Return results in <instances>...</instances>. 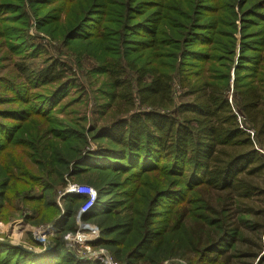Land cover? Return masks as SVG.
<instances>
[{
    "label": "trees",
    "instance_id": "obj_1",
    "mask_svg": "<svg viewBox=\"0 0 264 264\" xmlns=\"http://www.w3.org/2000/svg\"><path fill=\"white\" fill-rule=\"evenodd\" d=\"M122 1L115 23L121 29H134L136 38L126 52L135 59L125 63V52L114 49L120 47L121 31L106 26L110 20H96L97 33L79 37L87 52L98 53L105 85L112 91L100 112L111 119L85 135L56 128L44 104L26 111L33 97L23 95L18 86L39 89L64 81L60 86L64 87L70 69L55 62L35 70L24 62L25 56L15 62L19 72L15 78L23 77L25 82H10L12 89L5 86L14 97L0 96L1 222L8 221L9 210H21L12 206L19 195L12 187L20 189L22 181L9 167L18 169L20 157L30 160L26 151L36 149L44 163L37 158L36 167L32 166L47 169L52 185L46 188L50 194L32 204L40 222L52 219L62 226L61 235L75 233L74 218L87 200L64 196L62 211L55 200L58 190H64L71 179L84 177L99 195L95 206L81 216L100 230L90 246L105 248L120 263L181 259L187 264H250L260 256L264 262V48L257 50L264 38L260 46L253 45L257 40H248L244 31L257 21L252 17L264 18V13L257 14L262 6L249 0L239 3L237 11L228 12L231 30L224 35L220 27L225 24L201 28L204 24L193 23V12L172 7L169 0ZM149 8L152 12L147 15ZM237 21L242 30L239 59H252V65L240 61V67L246 68L237 65L232 78L231 66L222 62L219 53L227 57L230 52L227 63L232 64ZM184 33L185 49L180 48L179 38ZM191 43L202 49L189 50ZM183 53H188L186 62L178 63ZM176 90L181 91L180 103ZM74 137L81 149L71 145ZM9 148L20 149L10 164L4 161ZM103 193L117 194L107 206L101 200ZM50 247L37 253L0 243V264H102L83 262L62 237Z\"/></svg>",
    "mask_w": 264,
    "mask_h": 264
},
{
    "label": "rangeland",
    "instance_id": "obj_2",
    "mask_svg": "<svg viewBox=\"0 0 264 264\" xmlns=\"http://www.w3.org/2000/svg\"><path fill=\"white\" fill-rule=\"evenodd\" d=\"M242 1L243 0H169V3L172 7H176L177 5L184 7L187 13L193 12L196 16L193 23L204 24L201 25V28L209 27L211 23L225 24L226 26L220 27L221 32L225 35L231 30V26L228 23V12L232 9H236L237 11L239 3ZM249 2V4L256 3L258 4L256 6H262L261 8L263 9H257L259 12L257 14L264 13V0H249ZM91 3L97 5L90 6ZM122 4V0H0V34L2 35V37H0V96L9 95L11 98L14 97L13 91L6 92L4 90L5 86H9L12 89L13 86L11 83H14L13 81L25 82L23 77L21 81L15 78L17 74L19 76L15 62H17L20 57L25 56L26 61L24 62L35 70H40L50 64L58 62L70 69V79L64 87H60L63 86L62 84L64 81L54 87L49 86L39 89H31V86L27 85L24 87L17 84L23 89V95L27 94L33 97L31 104L29 106L25 105V110L31 111L33 108H43L44 104V108H47L51 112L49 114L56 120V128L63 131L65 130L66 133L76 132L85 135L94 125H102L107 122V120H110L111 116L107 114L105 117H102L100 112L102 111L101 108L103 104L107 103L109 100V96L112 92L110 90L111 87L105 85L106 78L101 69V64L98 61V53L95 52L91 54L87 52L84 46L80 44L79 37L83 36L85 39L88 36H94L99 29L96 20H100L101 22L103 20H110V25L106 23V26H109L112 30H116L115 32H118V30L121 31L120 39H118L120 47L115 46L114 49L116 52H125V63L135 59V55L131 54V52H126L128 50L127 48L132 47L130 44H132L133 41L130 40L136 38L132 33L134 29L129 30L130 27L121 29L115 23L117 22L116 13L121 9ZM104 10H107V13H105ZM145 12L149 15L152 9H146ZM243 14L246 15L247 13H242V16ZM252 18H256L257 21H252L255 23L254 25L248 24L245 27L244 31L248 34L245 37L248 38V40L256 39L257 41H255L253 45L260 46L259 43L264 38V18ZM178 22H184V19H178ZM236 25L238 27L237 32H239L238 35L236 34V36H238V43L232 64L227 63V61L232 58L230 52L227 57H222L219 53L222 62L231 66L232 78L237 65L240 70L246 68L240 67V61L243 63L245 62L244 64L252 65V59H239V34L242 30L240 22L237 21ZM184 37L185 33L179 37L181 44L180 48L183 49L186 48V39H184ZM5 43L6 46H4ZM8 46L13 47L15 50L10 49ZM263 48L264 44L257 50H262ZM201 49V45H197L196 43H191L189 46V50L200 51ZM186 54L188 53H183L182 56H180L178 63L186 62ZM111 55H113V53H111ZM250 55H253V58L256 56L253 52H250ZM129 76L134 79L133 73H130ZM5 79L10 81H6ZM70 80L73 82L70 83ZM52 93L54 97H51ZM180 94L181 91L179 90H176L174 94L177 103H180L182 100L179 97ZM228 94L231 98L233 89H230ZM13 108L15 109L17 107ZM47 130H52V127L47 128ZM31 138L34 139L35 143L37 142L35 138ZM78 140L79 138L74 137L71 141V145L76 146L75 144ZM34 145L31 148H33ZM81 146L82 145L76 147L81 149ZM94 148L95 146L92 145L91 149L93 150ZM18 150L9 148L7 151L9 157L4 161H6V163L8 161L10 164L11 161L18 156ZM26 153L32 156L30 160L20 157L18 164L20 167H18V169L13 171L12 167H9L15 178L22 181V183L19 184L21 185L20 189L18 187H12L13 191L19 194L17 200L13 198L14 201L12 206L14 204V207H16L15 204H17L21 210L20 212L15 210H9V213L5 212L7 215L6 218H8V221L5 223L3 221L1 222L3 217L0 215V243H9L12 246H18L39 253L44 251L42 250L43 244L50 247L54 239L62 237L63 242L70 248H74L76 251L75 253L81 257L83 262L95 261L93 259L83 260L87 259L83 257L88 256L89 252H96L103 248L99 247L94 249L90 246V243L95 242L100 237V230L94 222H83L81 216L77 213L74 218L75 227L77 229L75 233L61 235L63 230L61 225L54 224L52 219L48 220L46 223L40 222L37 219L36 214L38 213H36L37 210L32 204V201H34V199H41L45 194H50L51 192L47 191L46 188L52 185V181L47 178V169L43 170V167L35 168L36 166L33 164L35 162L37 163V158H39V162L44 163L41 153L39 154L36 149H29ZM80 162L81 161H77V163ZM69 184L89 185L84 177L78 180L71 179ZM89 186L92 185L90 184ZM92 187L96 190V186L93 185ZM63 192L64 190L59 189L58 196L55 198L57 205L62 211H64V202L61 197ZM116 192L118 193V190ZM117 193H103L102 202H106L108 206L112 203ZM246 221L249 222L250 219H246ZM51 225L54 226V229H49L50 232H52L51 234L47 235L46 233L44 243L37 241V232L40 230L46 232L47 227ZM87 238H89V240H87ZM83 239L85 240L84 244L81 243ZM261 240L262 242L264 241V234L261 235ZM103 249L106 250L105 248ZM106 251L112 256L108 250ZM112 258L118 262L114 256H112ZM184 262L187 264L186 261ZM248 262L250 264H264V262H262V256L251 259Z\"/></svg>",
    "mask_w": 264,
    "mask_h": 264
},
{
    "label": "built area",
    "instance_id": "obj_3",
    "mask_svg": "<svg viewBox=\"0 0 264 264\" xmlns=\"http://www.w3.org/2000/svg\"><path fill=\"white\" fill-rule=\"evenodd\" d=\"M252 135L254 134L253 132H251ZM67 195H80V196H85L86 197V203L81 206L80 211H79V216H82L86 213H88L97 203L98 199H99V195L97 190H95L92 186L89 185H77V184H68V186L64 189V192L62 193L61 197L67 196ZM50 228L54 229V226L51 225L49 227H47L46 232L44 230H40L37 232V241H41V243L45 241L46 238V233L47 235L51 234L52 232H50ZM87 240H89V238H87ZM84 239L82 240V244H84ZM47 245L43 244L42 245V250H46ZM83 258H87V259H83V260H88V259H93L95 261H98L102 264H120L119 262H117L116 260H114L112 258V256L109 255V253L104 250L103 248L96 251V252H89L88 256L83 257ZM163 264H186L184 261L182 260H167L165 261Z\"/></svg>",
    "mask_w": 264,
    "mask_h": 264
},
{
    "label": "water",
    "instance_id": "obj_4",
    "mask_svg": "<svg viewBox=\"0 0 264 264\" xmlns=\"http://www.w3.org/2000/svg\"><path fill=\"white\" fill-rule=\"evenodd\" d=\"M52 248L51 247H47L46 250H51Z\"/></svg>",
    "mask_w": 264,
    "mask_h": 264
}]
</instances>
